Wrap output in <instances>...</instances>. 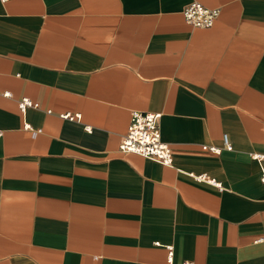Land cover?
I'll list each match as a JSON object with an SVG mask.
<instances>
[{
  "label": "crops",
  "instance_id": "1",
  "mask_svg": "<svg viewBox=\"0 0 264 264\" xmlns=\"http://www.w3.org/2000/svg\"><path fill=\"white\" fill-rule=\"evenodd\" d=\"M132 110L171 164L120 149ZM254 154L264 0H0V264H264Z\"/></svg>",
  "mask_w": 264,
  "mask_h": 264
},
{
  "label": "built area",
  "instance_id": "2",
  "mask_svg": "<svg viewBox=\"0 0 264 264\" xmlns=\"http://www.w3.org/2000/svg\"><path fill=\"white\" fill-rule=\"evenodd\" d=\"M185 20L193 26L210 27L214 24L220 14L219 7H209L202 2L193 1L183 8ZM5 95H10V92L5 91ZM19 105L22 110L28 106H38L37 102H33L30 98H23ZM65 117L75 118L80 114H63ZM161 114L158 112H146L142 110H132L131 120L127 132L120 143V149L123 152H134L145 157L158 160L164 164H171L173 161V151L168 142L162 138L160 129ZM38 131L34 130V134ZM224 146L227 149H233V144L229 140L228 134H224ZM204 149L213 152H220L221 147L216 145L204 144ZM255 158L263 159L264 154H254ZM199 179H208L205 174L198 175ZM264 179V173H263ZM211 182L221 186L220 182L215 179H208ZM264 240V235L260 238ZM168 260L166 264H176L173 260V246H169ZM180 264H195L194 261L188 260Z\"/></svg>",
  "mask_w": 264,
  "mask_h": 264
}]
</instances>
